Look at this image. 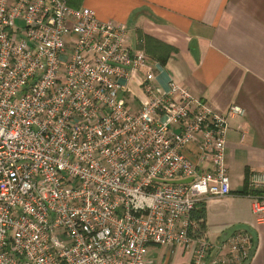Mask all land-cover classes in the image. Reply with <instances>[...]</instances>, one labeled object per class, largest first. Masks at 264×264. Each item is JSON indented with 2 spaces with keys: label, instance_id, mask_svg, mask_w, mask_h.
<instances>
[{
  "label": "built area",
  "instance_id": "obj_1",
  "mask_svg": "<svg viewBox=\"0 0 264 264\" xmlns=\"http://www.w3.org/2000/svg\"><path fill=\"white\" fill-rule=\"evenodd\" d=\"M143 47L88 7L0 0V264H149L153 243L249 264V230L211 242L191 216L230 192L227 118L243 109L217 114L175 82L157 91ZM248 183L264 188V171ZM251 197L261 223L264 192Z\"/></svg>",
  "mask_w": 264,
  "mask_h": 264
},
{
  "label": "crops",
  "instance_id": "obj_2",
  "mask_svg": "<svg viewBox=\"0 0 264 264\" xmlns=\"http://www.w3.org/2000/svg\"><path fill=\"white\" fill-rule=\"evenodd\" d=\"M69 5L88 7L100 20L123 22L143 38L157 91L175 82L217 114L226 115L231 105L243 109L241 116L227 118L230 192L202 198L204 234L218 242L235 228L247 229L256 239L249 264H264V221L257 223L251 212L252 193L239 192L246 171L247 182L250 171H264V0H69ZM147 256L149 264H191L190 249L179 244H150Z\"/></svg>",
  "mask_w": 264,
  "mask_h": 264
},
{
  "label": "trees",
  "instance_id": "obj_3",
  "mask_svg": "<svg viewBox=\"0 0 264 264\" xmlns=\"http://www.w3.org/2000/svg\"><path fill=\"white\" fill-rule=\"evenodd\" d=\"M67 3L69 5V0H67ZM164 60L165 59L163 58L162 62H164ZM239 192L244 193V194L245 193H263L264 188L262 187L253 188L251 186H248L247 171H246L244 184ZM191 216L196 222V231L197 232L204 231L205 229V204L202 199L196 201L195 206L192 210Z\"/></svg>",
  "mask_w": 264,
  "mask_h": 264
},
{
  "label": "rangeland",
  "instance_id": "obj_4",
  "mask_svg": "<svg viewBox=\"0 0 264 264\" xmlns=\"http://www.w3.org/2000/svg\"><path fill=\"white\" fill-rule=\"evenodd\" d=\"M129 86L133 90V92L137 95V97L141 99L145 98V94L139 86V77L136 74H134V76L131 78L129 82Z\"/></svg>",
  "mask_w": 264,
  "mask_h": 264
},
{
  "label": "water",
  "instance_id": "obj_5",
  "mask_svg": "<svg viewBox=\"0 0 264 264\" xmlns=\"http://www.w3.org/2000/svg\"><path fill=\"white\" fill-rule=\"evenodd\" d=\"M191 179V177H186V178H182V179H163V181H167V182H186L189 181Z\"/></svg>",
  "mask_w": 264,
  "mask_h": 264
}]
</instances>
